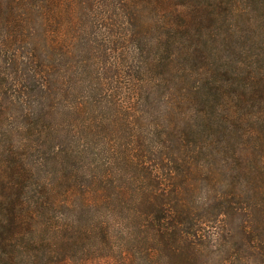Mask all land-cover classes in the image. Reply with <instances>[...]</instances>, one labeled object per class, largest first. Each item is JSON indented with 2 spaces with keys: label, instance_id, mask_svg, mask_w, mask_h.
<instances>
[{
  "label": "trees",
  "instance_id": "trees-1",
  "mask_svg": "<svg viewBox=\"0 0 264 264\" xmlns=\"http://www.w3.org/2000/svg\"><path fill=\"white\" fill-rule=\"evenodd\" d=\"M257 10L0 0V264H264Z\"/></svg>",
  "mask_w": 264,
  "mask_h": 264
},
{
  "label": "rangeland",
  "instance_id": "rangeland-1",
  "mask_svg": "<svg viewBox=\"0 0 264 264\" xmlns=\"http://www.w3.org/2000/svg\"><path fill=\"white\" fill-rule=\"evenodd\" d=\"M238 6L243 7V4H240ZM257 18H262L264 16V10H257ZM254 38V35H252L250 32L244 37V39H242V43L241 45H247L249 42V39ZM231 58L236 59L238 58V60L240 59L239 55H235V54H229ZM261 69H264L263 65H261Z\"/></svg>",
  "mask_w": 264,
  "mask_h": 264
}]
</instances>
